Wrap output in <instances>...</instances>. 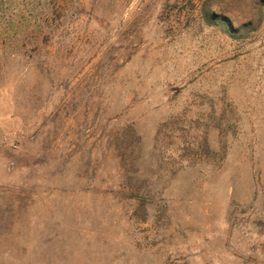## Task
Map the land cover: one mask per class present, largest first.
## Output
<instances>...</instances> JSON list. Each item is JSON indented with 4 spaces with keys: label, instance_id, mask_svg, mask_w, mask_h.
<instances>
[{
    "label": "rangeland",
    "instance_id": "rangeland-1",
    "mask_svg": "<svg viewBox=\"0 0 264 264\" xmlns=\"http://www.w3.org/2000/svg\"><path fill=\"white\" fill-rule=\"evenodd\" d=\"M0 264H264V0H0Z\"/></svg>",
    "mask_w": 264,
    "mask_h": 264
},
{
    "label": "trees",
    "instance_id": "trees-1",
    "mask_svg": "<svg viewBox=\"0 0 264 264\" xmlns=\"http://www.w3.org/2000/svg\"><path fill=\"white\" fill-rule=\"evenodd\" d=\"M205 15V20H207L208 23H211V20L213 19L212 17H214L215 15H210L208 12L204 13Z\"/></svg>",
    "mask_w": 264,
    "mask_h": 264
}]
</instances>
